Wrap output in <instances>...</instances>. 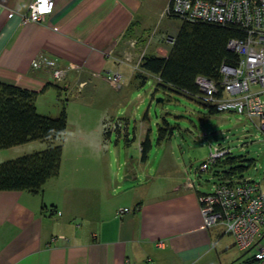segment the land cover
<instances>
[{"label": "crops", "instance_id": "1", "mask_svg": "<svg viewBox=\"0 0 264 264\" xmlns=\"http://www.w3.org/2000/svg\"><path fill=\"white\" fill-rule=\"evenodd\" d=\"M33 1L0 0V82L38 93V112L39 96L49 90L57 91L59 101L76 100L80 91L117 70L132 82L137 71L117 63L132 52L130 43H138L135 55L167 57L172 48L169 38L181 28V23L165 26L150 54L153 21L161 18L171 0H54V13L44 23H23ZM41 52L62 68L78 66L82 71L72 70L64 83H57L49 69H32ZM66 108L45 115L58 118ZM67 115L68 129L62 141H54L63 145L59 176L49 180L40 195L0 191V264L221 263L218 246L228 234L222 226L205 227L201 192L196 183L195 189L184 185L194 176L192 166L182 169L172 154L151 167L150 155L142 157L141 145L149 137L144 126L134 133L133 143H139L141 153L138 165H126L124 185L113 180L107 167L104 172L99 160L92 177L72 160L91 147L94 158L102 156L95 153L107 147L102 138L106 125L95 133L85 132ZM118 129L119 141L123 134ZM126 133L130 141L129 125ZM25 145L14 148L38 152L52 144ZM123 209L130 212L119 216ZM159 242L165 246L158 247Z\"/></svg>", "mask_w": 264, "mask_h": 264}, {"label": "rangeland", "instance_id": "2", "mask_svg": "<svg viewBox=\"0 0 264 264\" xmlns=\"http://www.w3.org/2000/svg\"><path fill=\"white\" fill-rule=\"evenodd\" d=\"M170 23L179 25L181 22L178 19L162 16L154 19L151 31H156V34L150 32L151 35H149L150 54H153L154 48L161 39L164 27ZM131 49L132 53L140 51L138 45ZM157 80L158 78L150 76L144 85H139V81L127 82L124 78V85L120 91L113 89L105 80H98L80 91L79 99L77 97L76 100L74 97H69V100L64 97L62 101H59L57 91L49 90L39 96V112L44 115L50 114V111L53 114H59L60 107H67L68 110L66 108L65 111L67 114L69 112L70 123L75 127L77 122L75 128L78 130L82 128L89 133H95L102 124L106 125L104 129L107 134L102 138L107 147L102 152H94L102 156L94 158L93 147H91L85 152L82 151L80 157L72 161L91 172L94 170V164L99 160L100 167L103 170L107 167L108 174L112 172L115 177L113 180L120 185L125 183L126 165L130 164V168L138 165L140 147L139 143H133L134 133L137 132L136 135H138L145 126L152 145L149 157L151 167L160 165L164 156L173 154L171 157L182 169L184 166L186 168L192 166L194 175L192 179L197 189L201 193H210L214 185L220 181L214 176V172L223 173L230 171L233 167L213 168L210 173L201 172L199 168L210 157L212 150L224 147L231 149L232 153L230 157L224 158L223 162L226 163L229 159L240 160L241 163L237 166H248L242 176L252 177L262 184L264 189V132L257 126V122L236 113L211 114L208 107L185 96L166 94L163 90L157 91ZM96 84L97 89L94 91ZM158 99H162L163 102L157 103ZM80 115L81 119L78 118ZM164 122L173 131L172 135L160 142L159 127L168 128ZM128 125L130 141L126 137ZM117 127L124 135L119 141L116 134ZM33 145L41 144L35 142ZM17 149L1 150L0 162L11 161L24 156L23 154L27 155V152L33 153L38 150L19 151ZM125 149L129 150L126 152ZM96 165L98 167V164ZM90 175L93 177L94 173L91 172ZM218 230L221 231V229ZM234 242L235 239L230 235L222 238L218 246L219 257L221 256L222 259L220 264H242L244 253L234 245L236 244ZM249 256L246 255L245 258Z\"/></svg>", "mask_w": 264, "mask_h": 264}, {"label": "built area", "instance_id": "3", "mask_svg": "<svg viewBox=\"0 0 264 264\" xmlns=\"http://www.w3.org/2000/svg\"><path fill=\"white\" fill-rule=\"evenodd\" d=\"M54 10V0H34L23 23L42 24ZM171 16L182 21L235 25L245 32L244 38L232 39L228 43V49L239 56V63L237 66L222 65L221 84L202 76L197 78L196 84L202 100L218 112L236 113L255 121L264 132V0H171L162 17ZM169 39L173 44L175 38ZM137 44L136 41L130 43L132 48ZM144 57L145 52L138 55L131 52L117 63L139 71ZM32 69H49L57 83H64L72 70L82 71L78 66L62 68L43 52L32 62ZM103 78L116 91L122 90L124 75L119 70ZM229 153L231 149L224 147L212 150L199 170L210 172L216 161ZM184 185L187 189H195L191 176ZM199 203L205 227H224L226 234L235 239L236 246L244 253L242 264H264L262 184L252 177L222 179L214 185L212 192L199 195ZM129 212L123 209L118 215ZM164 246L163 242L158 243V247ZM246 255L250 256L245 258Z\"/></svg>", "mask_w": 264, "mask_h": 264}, {"label": "trees", "instance_id": "4", "mask_svg": "<svg viewBox=\"0 0 264 264\" xmlns=\"http://www.w3.org/2000/svg\"><path fill=\"white\" fill-rule=\"evenodd\" d=\"M170 19H178L176 16ZM167 57L145 55L140 70L133 81L144 85L148 77L158 78L156 90L185 96L209 108L211 114L220 113L202 100V93L196 84L198 77L208 78L218 85L222 82V65L237 66L239 56L228 49L232 39L244 38L245 32L235 25H220L204 22L182 21ZM131 39L130 34L126 35ZM38 93L15 85L0 82V151L22 146L34 141L51 143L43 151L34 152L0 163V191L43 193L46 183L59 176L62 166V141L68 129V116L63 110L58 118L42 115L37 109ZM159 127L160 142L172 135V129ZM152 145L147 137L142 143V157L150 155ZM232 153V152H231ZM218 159L213 168L233 167L230 171L215 173L222 179L241 178L248 166H237L241 161Z\"/></svg>", "mask_w": 264, "mask_h": 264}, {"label": "water", "instance_id": "5", "mask_svg": "<svg viewBox=\"0 0 264 264\" xmlns=\"http://www.w3.org/2000/svg\"><path fill=\"white\" fill-rule=\"evenodd\" d=\"M161 102H163L162 99H158V100H157V103H161Z\"/></svg>", "mask_w": 264, "mask_h": 264}]
</instances>
